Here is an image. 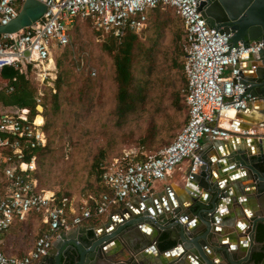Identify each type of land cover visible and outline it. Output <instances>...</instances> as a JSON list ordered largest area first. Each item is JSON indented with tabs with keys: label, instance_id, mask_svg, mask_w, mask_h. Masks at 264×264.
Instances as JSON below:
<instances>
[{
	"label": "built area",
	"instance_id": "2783aa9c",
	"mask_svg": "<svg viewBox=\"0 0 264 264\" xmlns=\"http://www.w3.org/2000/svg\"><path fill=\"white\" fill-rule=\"evenodd\" d=\"M25 1L0 0V27L16 19L17 7ZM37 1L45 7L40 20L16 33H0V92L13 90L2 80V72L7 67L18 69L24 75L34 71L40 85L36 118L31 120L25 110L0 116V147L9 145V139L2 135H13V157H16L4 171L5 188L0 193V264H37L49 255L61 232L103 218L113 208L125 206L133 198L153 195L155 183L172 176L187 160H190L187 181H190L202 164L198 154L202 138L228 140L239 134L232 128L231 121L254 101L246 94L239 63L249 57L259 58L264 46L259 41L232 45V34L206 23L198 11L197 0ZM158 7L174 8L184 26L187 124L170 145L145 160H138L137 152L124 151L121 159L115 160L103 173L102 181L109 193L101 197L84 198L78 204L74 198H59L54 191L38 189V181L31 177L36 170V158L23 161L20 141L24 140L32 149L47 145L41 103L45 97L43 87H52L56 79L53 53L70 46L69 31L77 19H91L104 35L122 39L129 32H142L147 24V12ZM90 74L96 75L94 70ZM258 127L264 129V123ZM247 135H256V131H249ZM31 213L42 214L48 229L25 256L6 255L1 248L4 235L16 220L25 221Z\"/></svg>",
	"mask_w": 264,
	"mask_h": 264
},
{
	"label": "water",
	"instance_id": "95a60500",
	"mask_svg": "<svg viewBox=\"0 0 264 264\" xmlns=\"http://www.w3.org/2000/svg\"><path fill=\"white\" fill-rule=\"evenodd\" d=\"M197 1L198 11L211 28L232 34V45L251 41L264 44V0ZM36 9L44 10L45 7L37 0L25 1L16 19L0 27V33L20 31L25 20L30 18L29 12ZM257 59L261 65L254 69L255 75L246 77L242 74V79L246 85V94L263 103L261 114L264 115V46ZM262 123L264 118L256 127ZM249 131L243 132L247 134ZM254 136H235L231 139L234 145L249 142L258 152L241 148L230 150L219 165V168L225 166L224 170L218 171L204 152L200 154L202 164L188 182L190 200L187 205L172 194L169 188L158 196L133 198L120 208L124 216L120 214L118 226L114 228L113 224L117 222L112 218L106 220L91 230L93 235L87 241L79 238V243L74 242L61 252L60 247H53L44 262L255 264L252 261L254 253L262 252V245L256 240V230L258 225H264V138ZM228 147L230 149L222 140H218L214 146L218 153ZM216 173L225 176L224 181L219 182ZM241 180L247 185H241ZM133 210L138 211L137 216L132 215ZM190 216L196 220L191 221ZM236 220H240L239 223ZM247 223L249 229L241 235ZM248 235L250 242L244 240ZM164 237L166 242L174 243L172 248L160 249ZM248 247L244 257L236 250ZM155 253L159 257L156 258ZM118 256L123 260L117 259Z\"/></svg>",
	"mask_w": 264,
	"mask_h": 264
},
{
	"label": "rangeland",
	"instance_id": "374dc122",
	"mask_svg": "<svg viewBox=\"0 0 264 264\" xmlns=\"http://www.w3.org/2000/svg\"><path fill=\"white\" fill-rule=\"evenodd\" d=\"M169 10L171 14L164 30H158L151 21L139 33L143 55L137 50L135 75L137 78L145 77L147 70L143 73L142 66L146 69L152 66L153 85L145 104L121 127H118L114 114L116 86L113 58L103 50L107 35L99 37L93 25L79 22L71 35L70 51L67 57H62L64 70L57 69V72H66L65 80L71 84L69 90L82 87L84 83L79 80L80 76H89L88 81L93 84L89 88V82L86 83V97L80 109L73 101L78 98L77 95H61V113L51 131L57 133L54 144L62 146L63 150L56 148L38 165L44 189L66 192L72 197L95 192L98 184L95 174L90 176V172L93 158L100 151L110 148L108 154L116 155L126 150L136 153L140 149L144 154L156 155L174 140L185 125L188 109L181 93L186 80L182 71L170 69L174 61L178 64L184 61L183 57H178L179 52L184 51V26L173 9L165 8L163 11L168 13ZM43 11L37 9L30 16L31 20L36 21ZM31 20L26 19L25 25ZM62 51L55 50L54 62ZM149 54L150 59L146 61ZM92 70L96 75L90 74ZM54 81L52 87H56ZM62 88L65 91L64 83ZM47 102L49 104L50 101ZM69 103L75 105L74 110L78 111L68 107ZM151 147L154 152H149ZM167 179L155 183V192L167 185Z\"/></svg>",
	"mask_w": 264,
	"mask_h": 264
},
{
	"label": "trees",
	"instance_id": "16d2710c",
	"mask_svg": "<svg viewBox=\"0 0 264 264\" xmlns=\"http://www.w3.org/2000/svg\"><path fill=\"white\" fill-rule=\"evenodd\" d=\"M165 8H171L175 11L176 15L178 16L176 10L172 7H158L155 9H151L147 12V24L151 21H153L154 25L158 30L162 29L164 30V27L167 24V20L169 18V15L171 14L170 10L168 13H165L163 11ZM179 17V16H178ZM180 18V17H179ZM79 22H84L93 25V22L91 19L87 20H81L77 19L74 27L72 30L69 31L70 36L72 35L73 31L78 28ZM182 22V20H181ZM183 24V22H182ZM94 27V25H93ZM96 34L100 37L104 36L101 31H98L95 27ZM181 36V35H180ZM180 36L178 39H180ZM105 37V36H104ZM103 43V50L104 52L113 58V66H114V82L116 86V94H115V116L118 120V127L123 126V124L127 123V121L134 117L137 111L140 107H142L150 93V90L153 85L152 76L151 74L153 67L148 66L147 69L145 66H142V72L144 73L145 70H147L145 77L143 78H137L135 75V69L137 65V50L139 51L140 55H143V51L140 49V36L136 33H127L124 38L118 39L114 36H107V38ZM184 51L183 49L179 52L178 57H183L184 61L181 64H178L176 61L173 63V67L171 66L170 69L174 70H180L183 72L185 77V87L182 89V96L183 101L186 105V108L188 109V118H189V107L186 101V93L185 90L187 88V75H186V55H187V39L184 34ZM70 49L68 47L64 48L62 53L56 58L55 64L57 69H63V58L67 57ZM150 54L148 55V58L145 60L148 61ZM63 57V58H62ZM57 72L56 79H55V85L56 87H50V86H44L43 92L46 95L42 99V107H43V118H44V126L43 130L47 137V145L44 147H39L36 149L30 148L28 143H26L24 140L20 141V148L23 151L24 154V162H30V160L34 157L36 158V170L31 174V177L36 179L38 181V189H44L41 185V178L38 170V165H41L42 161L44 159L51 155L53 151L56 148H60L61 151L63 150L62 146H56L54 144L55 138L57 136V133L53 130L54 122H57L59 119V115L61 113L62 109V99L61 95L69 94L70 96L77 95L78 98L73 99L75 104H77V109H80V106L82 105L84 98L86 97V83L89 82L88 77H82L83 80H81V76L79 80L82 84V87L77 88V90H69L68 87H71L70 83H67V80H65V73L63 71ZM149 70V72H148ZM84 71V70H83ZM2 80L3 82L8 86L13 88L11 92L1 91L0 92V116L2 114H8L12 110H25L29 114V118L32 120L37 117L38 112L36 110L37 106V99L39 98V88L40 85L36 82V74L33 71L29 72L28 75L21 74L18 69H15L13 67H7L2 72ZM64 83L65 91H63L62 84ZM89 88L92 86V81L89 83ZM176 98L179 97V94L176 93ZM50 101L49 104L47 101ZM69 101V100H68ZM67 101V102H68ZM73 111H75V105L69 103L67 105ZM76 109V111H78ZM75 111V112H76ZM40 120V119H39ZM188 119L186 120L185 125L187 124ZM185 125L182 127V129L185 127ZM181 129V130H182ZM181 130L178 132V134L181 132ZM177 134V135H178ZM176 135V136H177ZM3 137H7L9 139V145L5 147H0V159H2V162L0 163V173H4L6 167H8L10 164L15 162L16 157H13V143L15 140V137L13 135H2ZM176 138V137H175ZM171 144V143H170ZM168 144V145H170ZM167 145V146H168ZM143 148V147H141ZM165 148V147H164ZM163 148V149H164ZM110 148H106L105 150L100 151L95 157L93 158V164L92 169L90 172V176H93L95 174L96 176V183L98 184L97 190L95 192L91 193H82L76 197H72L68 193L64 192H56V195L59 198H69V199H75L76 203H80L81 199H89L90 197H101L103 194L109 193V190L104 186L102 181V175L106 170H109L115 162V160L121 159V157L124 154V151L118 152L116 155H109ZM155 150L151 147L149 148V152H154ZM153 156V155H147L144 154L142 151H137V157L138 160H145L147 157ZM49 190V189H44ZM93 223V222H92ZM96 225V224H94ZM93 233L90 232L89 236H92ZM162 242L160 243V249L161 250H167L171 248L174 243L166 242L165 237L162 238ZM256 240L262 245V252H256L253 255V261L255 264H260L262 261H264V225L260 224L257 226L256 230Z\"/></svg>",
	"mask_w": 264,
	"mask_h": 264
},
{
	"label": "crops",
	"instance_id": "0c3cea01",
	"mask_svg": "<svg viewBox=\"0 0 264 264\" xmlns=\"http://www.w3.org/2000/svg\"><path fill=\"white\" fill-rule=\"evenodd\" d=\"M22 5L23 4L18 5L17 8L19 9V11L21 10ZM36 10L30 11L29 15L31 16L34 12H36ZM43 14H44V11H43ZM43 14L36 21L40 20L42 18ZM30 20H31V17H30ZM36 21L31 20L30 24H32L33 22H36ZM30 24H28V25H30ZM28 25H24V26H28ZM260 65H261V63H260L259 59L255 58V57H249V58L242 60L239 63V68L241 69L242 74L244 76L250 77V76L255 75V72H254L255 70L253 69V67H258ZM11 110L12 111L10 113H14L16 111V109H11ZM262 110H263V103L261 101L254 100V101L249 103L248 108L245 111L239 113L237 115V117L231 121L232 128L234 130H236L239 134L234 135L232 138L228 139L229 141L228 140H222V141L226 142L228 144V146H230V149L228 147L226 150L223 149L221 151V153H218V151L214 148V146L217 145L218 140H212L210 137H204L201 139V147L202 148L198 154L200 155L201 153L204 152L205 155L214 162L215 168H217L218 171L219 170L221 171V170H224L225 166H222L221 168H219V165H221L222 159H224L227 156V154L229 153L230 150L236 149V148H241V149H246L247 151H248V149L249 150L252 149L253 153L258 152V149L256 147H251L249 142L248 143L239 142L238 145H234V143L231 139H233L235 136L247 135V134H244V133H246V132H243L244 130H251V131L255 130L256 135L254 137H260L261 136L264 138V129H260L259 127H256L257 124L260 121H262V119L264 118V115L261 114ZM219 141H221V140H219ZM1 162H2V159H0V163ZM189 163H190V160L185 161L181 165L180 169H177L174 172V174L167 179L168 180L167 185L165 187H163L161 189V191L155 192L156 189H154L152 196L153 197L156 195L158 196L159 194L165 192V190L169 188L171 190L172 194H175L176 197L181 198L185 202V204L187 205L189 200H190V195H189L190 193H188V191H187V186H188V182H189V181H187V177L189 174L188 168L190 166ZM230 174H228V176ZM216 175H217L216 177L218 178L219 182L224 181L223 179L226 178L223 175H219V173H216ZM240 182H241V185H243V186L247 185V183L243 182L242 180ZM4 188H5V173H0V193L2 191H4ZM164 196H165V198L167 197L166 193L164 194ZM120 208L121 207L113 208L110 211V213L103 218L93 219L87 223H84L83 225L73 227V228H71L65 232H61L59 234V236H57L55 238V240L53 242V247H60L59 252H61L62 249H65L70 244H73L74 242L79 243V238H81L83 241H87L89 239V233L92 232L91 230L94 227H98V226L102 225L106 220H110L111 218L113 219L114 222H117V224L116 223L113 224V226L115 228L116 225L118 226V222H119L118 220L121 219L120 214L123 215L122 213H120ZM232 210H235V208ZM137 212H138L137 210H133L132 215L137 216V214H138ZM190 218H191V221L196 220L193 216H190ZM239 221L240 220H236V223H239ZM241 221H244V220H241ZM94 224H96V225H94ZM195 224H197V223H195ZM47 229H48V225L44 221L42 214L31 213L25 221L16 220L13 223L12 227L6 232V234L3 237L1 248H2L3 252L8 256L23 257L27 253H29L30 251H32L34 249L36 240ZM248 229L249 228H248V223H247L242 228V230L240 232L241 235H243L245 232H247ZM153 232H155V231L153 230ZM249 237L250 236L248 235V237L245 238L244 240L247 241V239H250ZM53 247H52V249H53ZM52 249H51L50 253L52 252ZM248 249H249V247L245 250H242V248L241 249L237 248L236 250L238 253H240V256L244 257V255H246ZM48 256H50V255H48ZM154 256L157 258V257H159V254L155 253ZM120 257L121 256H118L117 259L123 260L122 258L120 259ZM44 260H45V258H43L37 264H47L44 262ZM61 260L62 261L64 260L62 255H61ZM50 261H53V259H51ZM52 264H54V261Z\"/></svg>",
	"mask_w": 264,
	"mask_h": 264
},
{
	"label": "flooded vegetation",
	"instance_id": "af4514ba",
	"mask_svg": "<svg viewBox=\"0 0 264 264\" xmlns=\"http://www.w3.org/2000/svg\"><path fill=\"white\" fill-rule=\"evenodd\" d=\"M252 261H253V260H252ZM250 264H251V262H250ZM260 264H263V261H262Z\"/></svg>",
	"mask_w": 264,
	"mask_h": 264
}]
</instances>
